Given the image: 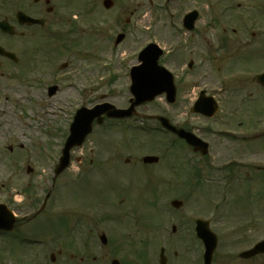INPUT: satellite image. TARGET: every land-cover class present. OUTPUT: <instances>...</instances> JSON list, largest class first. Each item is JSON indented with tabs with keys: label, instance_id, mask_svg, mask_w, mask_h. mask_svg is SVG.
I'll return each mask as SVG.
<instances>
[{
	"label": "rangeland",
	"instance_id": "rangeland-1",
	"mask_svg": "<svg viewBox=\"0 0 264 264\" xmlns=\"http://www.w3.org/2000/svg\"><path fill=\"white\" fill-rule=\"evenodd\" d=\"M195 1L205 10L204 3L210 5L209 8H216L219 4L218 0ZM134 2L137 4L132 9H141L138 25L143 28L149 21L147 1ZM3 16L0 11V19ZM133 33L136 35V31ZM39 35L26 32L22 42L18 38L12 40L0 35V45L24 57V63L15 69L0 58V202L7 204L11 199L21 214L36 216L33 223L26 224L19 231L31 238L32 234H37L42 243L21 246L13 240L7 243L0 237V264H111L113 259L122 264H158L160 246L170 248L171 252L179 251L180 246L178 238L171 236L172 226H177L179 231L180 216L185 210L176 211L173 218H168L169 204L175 199H188L190 211L193 213V206H196L199 209L195 211L201 213L200 217L209 220L212 217V188L191 189L186 185V179L185 183L184 178L179 183L171 174L177 169L181 172L184 164L183 160H178L180 148L175 145L167 147L165 161L160 160L152 167L140 164L143 156H158L157 148L151 143L162 136L149 134L150 138H146L137 131H126L122 127H95L84 148L71 152V168L57 177L54 184V170L69 135L75 108L83 103L92 106L101 102L103 93L107 101L126 105L128 92L123 93L124 80L121 79L107 82L98 93L78 95L65 82L67 72L79 68L81 75L91 77L97 72L95 68L101 60L94 61L90 55L86 58L85 48L72 46L67 49L69 43L57 40V37L45 40ZM136 36L134 46L146 37ZM109 41L110 38H106L101 46L96 44L92 57L106 58L108 50L103 47H107ZM125 46L119 49L118 57L125 53L122 51ZM40 48L45 49L41 52ZM49 51L52 54L48 60L44 56ZM242 59L237 65L244 68L264 65L263 56ZM63 63H68L65 70L51 71L50 75L56 74L53 77L44 74L39 85L22 80L24 74L48 72L55 64ZM15 70L20 73L14 75L17 74ZM59 72L61 74L57 75ZM60 78L63 84L60 83L59 92L50 98L47 86L58 84ZM156 104L162 110L164 105ZM245 108H258L259 117H264V100L249 103ZM185 113L175 114L190 121V116ZM191 122L197 126L213 123L195 119ZM130 159V165H127L126 160ZM28 168L33 172L27 173ZM84 172L85 180H82ZM49 192H52L51 208L39 213ZM76 219L81 222L75 225ZM62 221L66 223L60 225ZM72 222L76 229L69 234L66 226ZM104 233L108 241L101 251L100 236ZM84 236L89 237L91 252L85 251L81 245ZM51 255H55L54 263Z\"/></svg>",
	"mask_w": 264,
	"mask_h": 264
},
{
	"label": "flooded vegetation",
	"instance_id": "flooded-vegetation-1",
	"mask_svg": "<svg viewBox=\"0 0 264 264\" xmlns=\"http://www.w3.org/2000/svg\"><path fill=\"white\" fill-rule=\"evenodd\" d=\"M134 1L2 0L0 11L14 28L15 35L8 37H17L21 42L25 40L26 32L39 33L45 40L57 37V40L69 43L67 49L72 46L87 49L86 58L90 55V59L101 60L100 63L105 62L107 57H92L96 44L101 46L106 38H110L103 50L111 52L126 45L123 52L128 55L127 63L124 67L116 68L122 73L115 77V81L124 80L123 89L128 93L130 72L141 64L139 53L154 44L164 49L159 65L172 75L175 103L168 104V94L165 93L160 115L168 118L178 129L192 133L209 144L207 147L200 144L196 149L180 140L183 172L179 170L171 174L178 178L179 183L184 178L185 183L187 175L184 170L189 166L185 156L191 154L194 156L192 170L200 173L195 177L197 184L192 189L212 188V217L208 220V226L217 240L212 264H264V246H261L264 243V157L261 158L264 156V117H259L258 108H245L249 103L264 100V65L254 69L237 65L242 58L264 57V0H218L220 5L210 9L211 13L204 17L205 23L200 24V20L194 25L186 24L185 18L189 14L187 7L195 0H145L149 14L152 12L154 19L156 17V32H160L156 37L148 36V32L143 30L145 27L138 25L141 9H132L137 4ZM107 6L112 7L109 9ZM19 13L41 20L43 24L29 26L24 20L20 22L10 18H16ZM133 31L139 38L146 36L137 46H134L137 36ZM121 36L123 40L118 43ZM44 49L40 48V51ZM50 54L49 51L44 58L49 60ZM115 58L109 57L114 63ZM4 60L12 66H21L22 61L24 63V57L18 58L15 63L7 58ZM95 69L97 72L92 73L91 77L80 76L82 71L79 68L71 69L72 72L77 70L78 74L69 78L73 82L70 88L78 93L83 82H87L97 83V87L89 88L84 94L103 90L104 85L98 82L103 77L99 65ZM167 90L171 91V87H167ZM208 98L218 103L219 110L215 116L209 119L201 113L194 114L196 107L206 115L212 112ZM202 100L206 102L202 104ZM197 101H200L199 106L196 105ZM121 108L127 109L128 105ZM148 109L149 105L137 110ZM181 112L188 113L191 120L213 123L197 126L185 117L176 116L175 113ZM108 122L116 121H105ZM126 122V127L122 128L128 131L131 126ZM223 157L226 159L218 160ZM126 161L130 165L131 159ZM202 161L205 162L201 164ZM202 172H205L204 175ZM205 176L210 182L209 186L202 183ZM8 202L17 216V222L13 232L3 235L7 242L14 235V241L20 243L25 234L19 230L34 222L36 216L27 218V213L21 214L14 208L11 199ZM188 204V199L183 200L179 209L186 211H182L180 216L179 231L177 226L172 227L171 236L178 238L180 252L166 249L165 264H204L203 244L197 238V223L203 218L200 217L201 213L196 212L199 209L196 206H193L196 214L193 212L192 215ZM47 208L48 201H44L39 213ZM103 236L105 233L100 238ZM90 247L91 243L88 242L85 251L91 252ZM100 248L103 251L105 247L100 245Z\"/></svg>",
	"mask_w": 264,
	"mask_h": 264
},
{
	"label": "water",
	"instance_id": "water-1",
	"mask_svg": "<svg viewBox=\"0 0 264 264\" xmlns=\"http://www.w3.org/2000/svg\"><path fill=\"white\" fill-rule=\"evenodd\" d=\"M2 25V24H0ZM5 25V24H3ZM6 28H8L7 25H5ZM0 54H4L3 51L0 49ZM103 107H109V105H105V106H101L98 109H95L93 111H88L86 109H82L81 111L78 112L76 118H75V122L72 125L71 128V133L72 135L70 136V138L68 139V142L66 144V147L63 151V158L61 159V163L60 166L58 168V174L61 173L68 165H69V161H70V150L74 147V146H80L82 145V143L84 142L86 136L91 132L92 130V122L95 116H100L101 114L104 113L103 110L98 111L99 109L103 108ZM113 108V107H110ZM110 117H117L119 116L118 112H110L109 113ZM179 133V132H178ZM153 161V160H152ZM3 208L4 207H0V229H8V227L12 226L13 220L11 217H7L10 221H3V218L5 217V214L3 213ZM10 225V226H9ZM203 237L205 238V235H203ZM208 243V247H209V255H211V244L209 243V240H205ZM210 244V245H209ZM210 257V256H209Z\"/></svg>",
	"mask_w": 264,
	"mask_h": 264
}]
</instances>
